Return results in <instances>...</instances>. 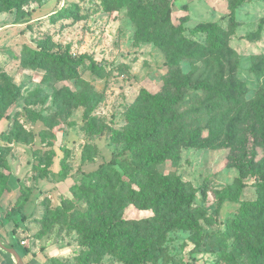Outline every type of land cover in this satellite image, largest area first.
<instances>
[{"label": "rangeland", "instance_id": "374dc122", "mask_svg": "<svg viewBox=\"0 0 264 264\" xmlns=\"http://www.w3.org/2000/svg\"><path fill=\"white\" fill-rule=\"evenodd\" d=\"M8 1L12 7H7ZM157 1L136 0L138 4ZM101 2L0 0V13L26 16L33 25L30 35L18 37L16 32L17 40L0 48V154L7 163V167L0 166V170L8 175L7 186L0 193V237L18 251L26 246L28 255L40 243H46L45 249L53 252L56 242L77 245L78 234L53 219L49 208H55L64 196L73 202L71 207L85 206L86 202L77 199L69 186L79 184L83 172L92 171L115 156L132 158V153L124 149L128 110L133 107L140 89L156 92L164 87L162 70L167 61L166 51L145 34H137L140 24L130 17L128 7L105 11ZM168 4L173 21L177 23L179 18L182 21L184 39L204 43V38L192 29L202 24L222 27L224 48L195 63L181 60V71L200 73L212 68L213 73H217L222 68L224 80L233 78L239 84L236 94L243 106L225 105L216 114V119L224 115L220 118L221 128L215 127L212 131L204 128L200 143L179 147L177 160L166 159L155 166L159 172H174L187 188H194L196 203L204 206L209 215L199 220L205 235L196 249H193L190 232L177 229L167 232L166 252L158 264H250L251 256L243 252L245 238L236 241V238L211 233L223 231L240 211L242 201L257 196L255 185L264 176V0H169ZM62 7L67 8V12L58 14V20L51 23L52 13ZM9 22L4 21L0 26ZM35 39L53 52L69 50L75 56L87 53L96 61H102L104 68L95 74L84 70L77 80H58L42 67L23 64L24 47L36 48ZM228 72L233 75L228 77ZM84 91L94 95L86 107L75 104L78 94ZM55 93H59L57 103ZM192 101L193 98L186 97L178 111L194 109L196 105ZM86 108L91 112L87 116ZM14 120L31 131L33 139L21 130L18 139L4 138L5 130L14 126ZM209 120L210 117L204 115L199 123L205 125ZM104 128L111 131L105 133ZM114 130L123 132L114 135ZM215 132L216 140L207 144V139H212ZM88 138L97 144L96 150L87 144ZM233 158L255 159L256 169L246 173L234 165ZM36 163L39 170L34 172ZM115 167L121 178L127 179L120 164ZM237 181L246 184L238 199L216 202L213 189ZM26 186L30 187L31 194L22 211L28 220H21L18 213L5 217L4 213L26 192ZM204 189H207L205 198ZM123 215L142 218L152 215V210L128 205ZM44 217L49 219L47 223H42ZM13 222L17 224L14 233ZM249 230L254 237L259 236V222L253 221ZM41 237L50 241L38 242ZM228 251L232 252L234 261L218 254ZM76 259L79 260L71 255L67 262L78 264ZM29 260L37 262L34 257ZM0 264L15 263L0 249ZM90 264L121 262L106 253L98 263Z\"/></svg>", "mask_w": 264, "mask_h": 264}, {"label": "trees", "instance_id": "16d2710c", "mask_svg": "<svg viewBox=\"0 0 264 264\" xmlns=\"http://www.w3.org/2000/svg\"><path fill=\"white\" fill-rule=\"evenodd\" d=\"M23 1L25 0H21ZM168 3L169 0L144 4H138L136 0L101 2L105 11L128 7L130 17L140 24L137 34H145L144 36L162 47L167 53V61L162 70L164 87L156 92L140 89L136 101L132 104L133 107L128 110L124 149L132 153V158L127 160L115 156L106 163L99 164L96 169L83 172L81 182L69 186L77 199L86 202L85 206L71 207L74 205L73 202L64 196L55 208H49L53 219L60 220L62 227L78 234V250L69 255L79 258L76 259L78 264L98 263L106 253L114 255L121 264H158V260L163 258L166 252V234L175 229L190 232L193 249L202 244L205 234L199 220L209 216L207 209L196 203L194 188H187L174 172H159L155 166L166 159L177 160L176 150L179 147L195 146L200 143L204 128H208V131L215 127L221 128L220 118L224 115L218 120L216 114L225 105L241 104L240 96L236 94L240 87L233 78L224 80L222 68L217 73H213L212 68H205L200 73L194 70L189 73L181 71V60L195 63L209 53L223 49L225 34L222 27L217 24H202L191 31L199 33L204 38V43L184 39L182 21L180 18L177 23L173 21ZM7 4V7H12L10 2ZM66 10L67 8L62 7L59 12L52 13L54 15L50 22L55 23L58 14L67 12ZM15 21H27V18L15 14ZM34 41L37 43L36 48L24 47L23 64L42 67L58 80H77L84 70L95 74L104 68L102 61H96L87 53L75 56L69 50L65 53L53 52L46 49L44 43L38 39ZM218 62L216 60V63ZM232 75V72H228V77ZM58 96L59 93H55L56 103L59 100ZM186 97L193 98L192 103L196 107L188 112H179L180 105L185 102ZM93 99L94 95H90L89 92H80L75 104L86 107ZM137 109L139 111H136ZM84 114L87 116L91 112L86 108ZM204 115L209 116L210 120L201 125L199 120ZM19 130L33 139V133L23 128L16 120L14 126L5 130L3 137L18 139ZM105 131L108 133L111 129L107 128ZM113 132L114 135H120L123 131ZM216 136L217 132L212 139H207V144L216 140L214 139ZM87 144L92 146L93 150L97 149V144L90 138ZM233 163L246 173H252L256 169L255 159L244 161L241 158H233ZM118 164L127 175V179L121 178L120 171L115 167ZM0 166L7 167L1 154ZM38 168L39 165L36 163L33 167L34 172L39 170ZM7 183L8 175L0 170V193ZM255 186L257 196L244 199L240 211L226 224L225 229L211 235L232 237L236 238V241L241 237L245 238L243 252L251 256L250 264H264V176ZM245 188V183L237 181L221 189L214 188L213 193L216 202L235 201ZM25 189L26 192L17 198L14 207L4 213L5 217L18 213L21 220H28L22 209L31 194V189L28 186ZM206 190H203L204 198ZM128 205L137 206L140 210L151 209L152 215L127 218L123 211ZM48 221L49 219L44 217L42 223ZM253 221L259 222L261 233L257 237L249 230ZM16 226V222H13V233ZM252 236L254 243L251 241ZM237 247L239 245L236 243ZM21 248V251L15 249L25 264H30L29 258L32 255H28L26 246ZM218 254L234 261L230 251ZM49 264L69 263L53 258Z\"/></svg>", "mask_w": 264, "mask_h": 264}, {"label": "crops", "instance_id": "0c3cea01", "mask_svg": "<svg viewBox=\"0 0 264 264\" xmlns=\"http://www.w3.org/2000/svg\"><path fill=\"white\" fill-rule=\"evenodd\" d=\"M3 13H0V24L7 20L10 21L9 22L10 24H5L3 26H0V48H2L5 45L7 46L8 44L14 43V41L17 40L18 37L24 38L26 37L27 34L30 35L31 28L33 27L31 20L16 22L15 15H13L10 12H6V13L3 12ZM24 29L25 31H23ZM27 30H29L30 32H27ZM16 32H18V37H16L17 35ZM50 178L52 179L53 177L50 175ZM32 191L34 193L35 189L33 188ZM37 241L38 242L46 241L48 243L50 239L46 237H43V238L41 237V238H38ZM45 244L46 243H40L39 247L37 248L33 247L31 249V255L32 257L36 259L37 262L36 263L30 262V264H49V262L53 258L59 259L61 261H67V259L69 258V255L74 250H78V247L76 244L74 246L68 245L66 243L64 245H61L59 243L57 244L56 242L55 250L53 252L52 249L49 251L46 250ZM50 251H52L53 253H50Z\"/></svg>", "mask_w": 264, "mask_h": 264}, {"label": "water", "instance_id": "95a60500", "mask_svg": "<svg viewBox=\"0 0 264 264\" xmlns=\"http://www.w3.org/2000/svg\"><path fill=\"white\" fill-rule=\"evenodd\" d=\"M0 249L9 254L15 264H25L17 250L0 237Z\"/></svg>", "mask_w": 264, "mask_h": 264}]
</instances>
